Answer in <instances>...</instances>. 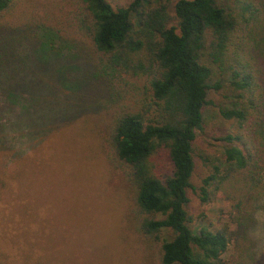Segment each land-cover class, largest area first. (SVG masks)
<instances>
[{"label":"trees","instance_id":"16d2710c","mask_svg":"<svg viewBox=\"0 0 264 264\" xmlns=\"http://www.w3.org/2000/svg\"><path fill=\"white\" fill-rule=\"evenodd\" d=\"M65 1L56 8L74 38L43 23L6 25L18 0H0V89L9 115L10 108L23 110L10 129L26 128L16 165L53 133L71 131L78 172L86 163L84 125L103 104L108 121L91 138L98 135L124 179L123 219L149 242L158 264H264V232L260 246L253 234L264 229V0H133L118 8L107 0ZM27 91L48 97L26 102ZM215 91L224 105L212 100ZM32 106L38 109L30 112ZM207 107L217 108L229 130L215 139L214 153L199 155L195 142ZM5 129L0 120V134ZM4 145L1 139L0 153ZM191 197L227 204V223L192 229ZM110 202L112 239L121 234L116 219L123 222V211ZM14 240L2 243L0 264H49Z\"/></svg>","mask_w":264,"mask_h":264},{"label":"rangeland","instance_id":"374dc122","mask_svg":"<svg viewBox=\"0 0 264 264\" xmlns=\"http://www.w3.org/2000/svg\"><path fill=\"white\" fill-rule=\"evenodd\" d=\"M107 1L113 8L126 7L133 2ZM65 2L67 1L18 0L17 8L12 15L5 18V24L10 26L20 23L21 26L27 25L24 23L27 21L43 23L55 27L59 32L61 30L64 38H74V31L66 22L68 17L57 12L56 5L61 6ZM75 40L84 42L83 39ZM71 47L73 53L74 46ZM21 50L23 49L19 52ZM77 54L87 58L85 51ZM220 79L216 74L213 77L215 83ZM55 85L57 93L60 94V85ZM46 95H33L27 91L24 98L27 102L31 96L46 98ZM210 96L217 105L225 104L220 92H212ZM6 104L5 92L0 89V120L7 127L2 131L5 134H0V140L5 142L4 150H7L0 153V248L3 244L10 247V242L15 239L19 244H27L26 248L30 245L39 252L42 260H48L49 264H158L149 242L131 230L129 221L123 219L129 208L124 179L109 165L106 150L100 144L98 135L94 134L91 138V133L103 131L108 121L109 114L101 107L103 104L96 108L99 109L98 112L88 115L91 119L84 125L87 130L85 129L86 134L81 141V149L85 150L82 160L86 163L80 165L81 168L75 174L73 169L78 163L74 162L71 156L76 148V143L69 136L72 135L71 131L53 133L50 139L40 144V149L35 154L25 159V163L20 167L16 165V151L24 150L27 146L26 128L20 127L21 132L10 129L11 117L13 120L14 116L23 110L17 106L10 108L9 115ZM35 109L38 107L32 106L29 111ZM203 119V129L197 131L195 142L199 155L214 153V146L217 144L215 139L229 130V124L221 120L216 107L205 108ZM94 122L98 123L99 129L89 127L88 123L93 125ZM95 137L97 147L93 148L92 139ZM197 164L196 173L200 169L199 161ZM163 172L169 173L165 159ZM194 182H197L196 177ZM74 194L80 196L77 201L73 199L71 202ZM110 200L115 203L116 209L118 207L120 212L123 211V222H119L118 214L116 219L121 234L112 239L107 230L114 217L109 218L110 212L115 215L111 210ZM62 205L66 209H62ZM228 211L229 207L224 202L201 205L191 197L188 208L191 218L189 225L192 229H198L227 223ZM263 232L264 229L259 231L257 228L253 232L257 246L263 244ZM261 249V256L264 258V244ZM44 251L46 255L49 252V259L43 255ZM15 259L13 257V260Z\"/></svg>","mask_w":264,"mask_h":264}]
</instances>
